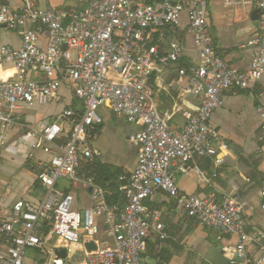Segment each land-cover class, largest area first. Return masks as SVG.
I'll list each match as a JSON object with an SVG mask.
<instances>
[{"label": "built area", "instance_id": "2783aa9c", "mask_svg": "<svg viewBox=\"0 0 264 264\" xmlns=\"http://www.w3.org/2000/svg\"><path fill=\"white\" fill-rule=\"evenodd\" d=\"M74 1L80 6L54 9L20 0L14 10L0 4V28L15 32L21 41L18 50L0 46V152L29 159L40 150L50 156L35 168L40 203L18 200L0 217V238L6 243L0 264H24L30 249L45 256L42 264H141L149 238L166 237L155 203L174 204L196 224L217 231L218 241L234 237L228 264H264V233L249 229L237 195L220 192L200 172L197 180L208 184L209 192L187 194L169 173L176 167L185 175L197 160L221 165L219 151L225 146L210 119L222 107L224 94L246 90L264 74V0H221L224 8L258 11L245 72L230 67L217 52L207 19L210 0ZM182 15L197 60L179 66L177 73L186 79L182 93L194 96L196 105L182 110L173 104L160 112L154 81L164 68L184 60L185 45L178 38ZM164 41L166 51L161 52ZM60 88L81 109L78 115L71 107L61 114L76 119L53 153L50 147L65 133L61 117L30 125L23 122L22 110L58 100ZM102 107L142 126L129 140L138 147L136 165L116 180L124 200L120 208L107 203L111 191L106 186L80 173L82 163L92 166L100 156L92 135L103 122ZM255 111L264 141V105L256 104ZM179 112L184 124L175 127L171 120ZM60 180L81 185L91 207L72 210L73 196L56 189ZM259 194L264 200V183ZM99 220L108 241L98 238ZM42 223L49 224L47 233L40 231ZM87 242L96 250L86 252ZM60 249L64 259L57 255Z\"/></svg>", "mask_w": 264, "mask_h": 264}, {"label": "crops", "instance_id": "0c3cea01", "mask_svg": "<svg viewBox=\"0 0 264 264\" xmlns=\"http://www.w3.org/2000/svg\"><path fill=\"white\" fill-rule=\"evenodd\" d=\"M37 2L39 5V0ZM62 3L61 0H47L45 7L63 9ZM0 4L15 10L19 8L20 0H0ZM255 10L254 7H248L245 11L224 8L221 0H210L207 4L210 34L217 52L230 67L241 72L249 69L251 61L253 47L250 41L256 29L251 14ZM186 26V16L182 15L178 38L185 45L184 60L164 68L154 81L160 112L168 111L173 104L182 110H192L196 105L194 96L182 93L186 79L177 73L179 66L197 60ZM1 45L18 50L20 37L15 32L0 28ZM165 45V41L160 43L161 52L166 51ZM58 97L54 102L35 104L22 110L23 122L36 125L44 120H53L61 117L69 107L79 114L80 104L70 99L65 88H60ZM258 103L264 105V74L246 90H231L224 94L222 107L211 116L210 124L225 146V150L219 151L221 165L214 168L210 160H197L185 175L180 174L176 167H171L169 173L181 191L204 196L210 188L197 180L198 172L203 173L220 192L237 195L243 204L249 229L264 233V200L259 194L264 183V141L260 139V120L255 111ZM100 114L103 122L92 135V145L100 152L94 164L121 174L132 171L136 165L138 147L129 140L141 130V124L128 123L106 107L100 108ZM61 121L65 133L50 147L53 153H57L56 146L65 141L74 118L61 117ZM171 123L175 127L184 124L180 112L173 116ZM49 158L40 150L33 151L29 159L0 152V217L6 216L18 200L33 205L40 203L43 193L36 180L35 168L37 163L47 162ZM84 166L82 163L81 174H85ZM60 181L56 183V189L73 196L72 210L82 211L91 207L89 194L81 185L74 187L68 181ZM152 207L159 212V221L166 237L153 234L149 238L141 254V264H228L230 249L236 242L234 237L226 236L218 241L217 231L196 224L172 203H155ZM99 230V240L108 241L107 228L102 220H99ZM5 249L6 243L0 238V256L5 254ZM44 258L40 251L30 249L25 253L24 264H40Z\"/></svg>", "mask_w": 264, "mask_h": 264}, {"label": "trees", "instance_id": "16d2710c", "mask_svg": "<svg viewBox=\"0 0 264 264\" xmlns=\"http://www.w3.org/2000/svg\"><path fill=\"white\" fill-rule=\"evenodd\" d=\"M75 119L76 118H74V120ZM83 171L86 176L93 177L98 184L102 186H106L111 191V196L107 199V203L110 206L114 205L120 208L124 205V200L122 196L117 192V189H116V180L121 175L119 171H112L109 168H106L98 164H93L92 166L85 165L83 167ZM49 227H50L49 224L42 223L40 231L43 233H47L49 230ZM40 264H42V261L40 262Z\"/></svg>", "mask_w": 264, "mask_h": 264}, {"label": "water", "instance_id": "95a60500", "mask_svg": "<svg viewBox=\"0 0 264 264\" xmlns=\"http://www.w3.org/2000/svg\"><path fill=\"white\" fill-rule=\"evenodd\" d=\"M257 18H258V11L255 10L251 14V20L255 22L257 20ZM84 248H85L86 252H91V251H95L96 250V246L94 245L93 242L85 243L84 244ZM57 255L64 259L66 257L65 250L64 249H60L57 252Z\"/></svg>", "mask_w": 264, "mask_h": 264}, {"label": "rangeland", "instance_id": "374dc122", "mask_svg": "<svg viewBox=\"0 0 264 264\" xmlns=\"http://www.w3.org/2000/svg\"><path fill=\"white\" fill-rule=\"evenodd\" d=\"M46 1L47 0H39V6L40 7H45V5H46ZM61 1H63V3H62V6H64L65 8H69V7H71V8H75V7H79L80 5L78 4V3H76L74 0H61ZM61 6V7H62ZM60 7V8H61ZM59 8V7H58ZM108 109V108H107ZM109 110V109H108ZM110 111V110H109ZM59 182H62V181H59Z\"/></svg>", "mask_w": 264, "mask_h": 264}]
</instances>
